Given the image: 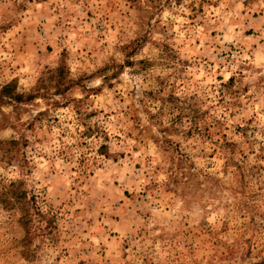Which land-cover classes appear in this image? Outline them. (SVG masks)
<instances>
[{"label": "rangeland", "instance_id": "rangeland-1", "mask_svg": "<svg viewBox=\"0 0 264 264\" xmlns=\"http://www.w3.org/2000/svg\"><path fill=\"white\" fill-rule=\"evenodd\" d=\"M13 181L0 264H264V0H0Z\"/></svg>", "mask_w": 264, "mask_h": 264}, {"label": "trees", "instance_id": "trees-1", "mask_svg": "<svg viewBox=\"0 0 264 264\" xmlns=\"http://www.w3.org/2000/svg\"><path fill=\"white\" fill-rule=\"evenodd\" d=\"M9 87H6L8 90ZM18 97H21V94H17ZM20 182L13 181L7 187L0 198V201L4 203L5 207L13 208L17 207L22 209V215L20 217L22 224L27 226L33 219V216L30 212V198L27 196L26 190L21 188Z\"/></svg>", "mask_w": 264, "mask_h": 264}]
</instances>
